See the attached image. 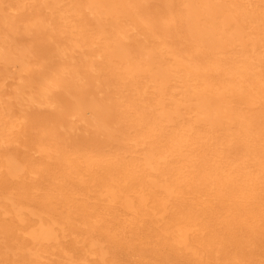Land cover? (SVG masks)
<instances>
[{"label": "bare ground", "instance_id": "bare-ground-1", "mask_svg": "<svg viewBox=\"0 0 264 264\" xmlns=\"http://www.w3.org/2000/svg\"><path fill=\"white\" fill-rule=\"evenodd\" d=\"M15 134L0 264L108 232L98 202L195 264H237L251 247L232 228L264 214V0H0V146ZM82 243L105 263L100 239Z\"/></svg>", "mask_w": 264, "mask_h": 264}, {"label": "rangeland", "instance_id": "rangeland-1", "mask_svg": "<svg viewBox=\"0 0 264 264\" xmlns=\"http://www.w3.org/2000/svg\"><path fill=\"white\" fill-rule=\"evenodd\" d=\"M83 11V13H86V9H83ZM23 15L24 13L21 12V10H18V12L15 14V17H23ZM141 28L142 27L140 26V28H137V30H141ZM20 35L24 37L23 42H28V39L24 33L18 34V38ZM96 61H102V59L100 58ZM14 106L16 105H11L13 110L17 108ZM32 110L33 109H28L27 111L30 112ZM20 136L21 134H15V136H13L10 140L3 143L0 146V152H14L17 150H23V141L22 137ZM34 176L35 173H32L30 175V179H34ZM2 181L3 180H0V183H2ZM10 183L14 185V179H10ZM258 184L260 186L258 189H260L262 192L258 194V197H253L252 200V207L257 213L264 207V176L259 177ZM96 208L98 212H104V217H106L104 225L109 226V231L103 232L101 227L97 225L91 226L89 224V226H84L81 230H79V240L77 245L71 249L69 243L73 238L71 235H69L70 233H66L67 237L65 238V241H59L58 247H55V245L52 244L46 246L45 251L42 253V264H63L65 251H68L67 253L74 257L79 256V262L83 264H102V261L97 255L92 253L90 254L88 252L84 253L83 251L84 249L82 240L86 239L88 233H91L100 239L107 249L104 264H195L190 254H175L172 252V248L169 244L160 243L158 236H155V234H157L156 231H151L147 229L146 226H139V212L126 213L127 210L118 202L113 204V212L110 211L109 208L102 210V203L99 202L97 203ZM112 216L115 217L112 218ZM256 217L260 219V222L258 226L253 229L248 227L246 228V226L243 225H238L232 228L234 231L233 234L235 235L240 233L245 234L246 239L245 237H242V239H245L244 241L249 242V246L251 247L249 254L246 257L243 256V258L239 260L237 264H264V214L257 215ZM3 219L4 218H2V220ZM6 220L7 217H5L4 221L6 222ZM132 222L133 224L131 225ZM216 225L218 227L215 233H220L223 230L220 229L221 224L219 223ZM156 226H158V224ZM111 232L122 234L124 236L123 242L120 243L119 239L116 240L110 236L109 233ZM121 244L123 246H121ZM231 247L233 248V246ZM249 256H252L250 262ZM163 258L164 262L163 260L161 262V259ZM202 258L203 261L201 264H215V260L208 261L206 256H203ZM14 264L29 263L23 261L22 259H18Z\"/></svg>", "mask_w": 264, "mask_h": 264}]
</instances>
